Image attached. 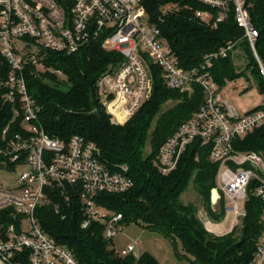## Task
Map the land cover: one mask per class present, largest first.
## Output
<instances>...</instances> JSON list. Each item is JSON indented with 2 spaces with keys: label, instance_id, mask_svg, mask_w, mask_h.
<instances>
[{
  "label": "built area",
  "instance_id": "1",
  "mask_svg": "<svg viewBox=\"0 0 264 264\" xmlns=\"http://www.w3.org/2000/svg\"><path fill=\"white\" fill-rule=\"evenodd\" d=\"M192 1L219 10L214 27L226 19L228 2L233 1L236 21L256 54L259 32L251 24L248 0ZM195 15L204 23L212 19L208 10H197ZM17 40L26 41V49L35 45L36 52L28 50L23 54ZM94 41L123 57V62L102 75L96 84L101 103L115 124H126L148 97L147 58L162 68L169 88L182 94H191L196 85L202 88L204 102L200 109L159 152L161 174L172 172L187 147L200 140L210 148L209 159L219 163L212 203L217 205L224 199L226 213L234 215L236 225L246 215L241 203L246 204L248 188L255 181V196L262 205V229L248 264H264V157L255 151L239 152L234 148L237 138L264 125V103L260 109L241 115L233 105L218 100L213 60L228 57L234 43L206 56L198 67L180 68L160 28L149 22L144 0H70L67 7L56 0H0V60L1 66L8 68L7 74L0 77V98L12 104L14 113L0 138V171L27 167L12 187L0 186V264H81L67 247L41 228L36 212L49 203L48 189L60 190L67 201L70 193L79 198L83 229L92 223L103 225L106 240L122 232V215L97 205L96 197L131 189L128 167L108 165L98 146L81 136H73L68 142L50 137L39 124V108L29 94L25 77L27 65L44 73L42 51L70 55ZM261 70L264 77L262 66ZM139 245L134 241L119 255L138 257Z\"/></svg>",
  "mask_w": 264,
  "mask_h": 264
},
{
  "label": "trees",
  "instance_id": "2",
  "mask_svg": "<svg viewBox=\"0 0 264 264\" xmlns=\"http://www.w3.org/2000/svg\"><path fill=\"white\" fill-rule=\"evenodd\" d=\"M56 2L64 7L70 5V0ZM144 6L149 22L160 28L180 68L198 67L206 56L234 43L228 57L213 60L214 82L222 87L228 81L245 78L264 95L261 70V66L264 68V0H248L246 5L251 24L259 32L256 54L245 30L236 21L233 1L228 2L227 17L217 27L213 22L219 10L192 0H144ZM197 10H208L212 14L210 23L198 19ZM235 51L237 55L233 54ZM40 56L46 68L44 73H37L36 67L27 65L25 77L29 94L39 108L38 121L44 131L65 142L81 136L98 146L108 165L128 167L133 187L121 194L101 193L96 197L97 205L121 214L123 225L143 224L172 244H180L185 252L182 259L188 264L251 261L262 229V205L254 192L256 182L248 188L246 215L241 223L230 233L217 236L205 228L198 215L199 203L216 223L222 222L226 215L223 199L217 212L210 205L219 170V163L209 159L210 148L196 140L182 153L172 172L162 175L159 168L158 155L163 145L203 104L204 92L200 86H194L191 94L169 88L162 68L147 58L148 97L126 124L117 125L101 103L96 84L102 75L123 62L118 52L104 49L99 41H94L74 54L42 51ZM1 61L0 77H4L8 68L1 66ZM170 102L175 104L162 111ZM13 119L12 104L0 98V138ZM148 138L151 150L145 155ZM234 148L239 152L255 151L264 157V125L237 138ZM190 189L196 191L199 199L196 202L187 203L183 199ZM48 194L49 203L36 212L41 228L59 245L67 247L81 264H159L150 254L140 258L134 254H117L110 246L112 240L104 238L103 225L92 223L89 228H82L84 217L77 196L70 193L67 201L56 188L48 189Z\"/></svg>",
  "mask_w": 264,
  "mask_h": 264
},
{
  "label": "rangeland",
  "instance_id": "3",
  "mask_svg": "<svg viewBox=\"0 0 264 264\" xmlns=\"http://www.w3.org/2000/svg\"><path fill=\"white\" fill-rule=\"evenodd\" d=\"M15 42L21 43L22 53L26 51L36 52L37 47L32 45L29 49H26L28 44L26 41L17 40ZM237 55L238 52L233 53ZM151 60V59H150ZM152 61V60H151ZM237 65L239 62L237 61ZM216 91L218 95V100L220 102L233 105L237 112L241 115L247 114L257 110L262 103H264V95H262L256 85H249L245 78H238L236 80L228 81L224 86H216ZM175 103L170 102L162 108V111L166 110L169 107H172ZM111 121L112 117H111ZM114 123V122H113ZM118 125V124H117ZM150 138H148L145 155L150 153ZM27 169V167H19L15 171H0V186L12 187L16 181L19 179L20 175ZM196 191L190 189V192L183 196L185 202H196L199 200L196 198ZM224 200V199H223ZM198 203V202H197ZM213 205L212 198L210 199V205L212 210L218 211V206ZM225 203V202H224ZM244 203H241V208L244 209ZM199 206V217L204 222L205 228L208 230L207 226L210 222L214 221L209 217L206 210L203 208L202 204ZM241 220V219H240ZM241 221H239V224ZM216 224V222H215ZM238 224V225H239ZM208 227V228H207ZM209 231V230H208ZM210 232V231H209ZM212 233V232H211ZM214 234V233H213ZM216 235V234H214ZM134 241H139L140 245L138 247L137 255L142 257L145 254H150L159 264H188L185 259H182V256L185 255V252L181 245H174L169 240H166L161 235L145 228L143 224L129 223L123 225L122 232L118 234L110 243L111 248L115 249L117 254L121 253L123 250H126L127 247L132 244Z\"/></svg>",
  "mask_w": 264,
  "mask_h": 264
},
{
  "label": "crops",
  "instance_id": "4",
  "mask_svg": "<svg viewBox=\"0 0 264 264\" xmlns=\"http://www.w3.org/2000/svg\"><path fill=\"white\" fill-rule=\"evenodd\" d=\"M208 230L217 236H223L230 233L236 226V219L234 215L226 213L222 222L216 223L210 222ZM207 225V226H208Z\"/></svg>",
  "mask_w": 264,
  "mask_h": 264
},
{
  "label": "bare ground",
  "instance_id": "5",
  "mask_svg": "<svg viewBox=\"0 0 264 264\" xmlns=\"http://www.w3.org/2000/svg\"><path fill=\"white\" fill-rule=\"evenodd\" d=\"M120 118V117H119ZM216 196H217V193H216V191L214 192V198H216ZM209 226V225H208Z\"/></svg>",
  "mask_w": 264,
  "mask_h": 264
}]
</instances>
